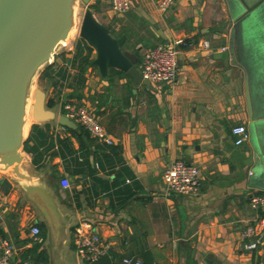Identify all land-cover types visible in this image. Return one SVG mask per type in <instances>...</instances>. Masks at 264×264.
<instances>
[{
	"label": "crops",
	"instance_id": "1",
	"mask_svg": "<svg viewBox=\"0 0 264 264\" xmlns=\"http://www.w3.org/2000/svg\"><path fill=\"white\" fill-rule=\"evenodd\" d=\"M157 1L134 0L117 17L108 0L91 5L113 36H126L125 49L140 53L175 42L180 52L172 82L139 83L133 94L126 72L108 67L102 76L90 64L82 87L63 85L74 73L67 59L76 40L52 58L45 73L40 71L38 82L45 97L53 98L52 109L62 113L65 101L85 104L113 142L72 131L56 118L31 121L25 135L31 151L21 149L20 164L30 177L0 170L12 184L8 192L0 185V236L18 247L16 263L25 253L32 262L27 250L37 245L47 263L32 264H95L74 251V227L87 222L111 242L106 259L133 255L143 264H264V242L247 246L240 237L254 214L249 193L264 190L250 185L257 162L250 134L237 145L230 132L237 123H245L249 132L244 74L228 50L232 19L224 0H174L164 12ZM59 67L67 69V79L57 75ZM106 145L119 149L105 156ZM175 158L198 166V193L167 190L162 172ZM33 223L45 232L35 242L29 234Z\"/></svg>",
	"mask_w": 264,
	"mask_h": 264
},
{
	"label": "water",
	"instance_id": "2",
	"mask_svg": "<svg viewBox=\"0 0 264 264\" xmlns=\"http://www.w3.org/2000/svg\"><path fill=\"white\" fill-rule=\"evenodd\" d=\"M75 1L0 0V170L15 178L30 177L20 164L24 157L23 129L33 78L51 62L62 41L67 39L75 22ZM224 3L232 19L228 42L230 61L244 74L249 141L257 155L250 185L264 190V0H224ZM79 35L95 49L91 64L98 67L102 76L108 67L126 72L132 79L133 94L137 84L150 83L136 67L139 50L125 49L122 45L126 36H113L90 8L82 14ZM33 96L34 120L56 118L63 126L77 127L67 115L46 106L42 88H35ZM0 185L5 192L12 186L5 175L0 176Z\"/></svg>",
	"mask_w": 264,
	"mask_h": 264
},
{
	"label": "built area",
	"instance_id": "3",
	"mask_svg": "<svg viewBox=\"0 0 264 264\" xmlns=\"http://www.w3.org/2000/svg\"><path fill=\"white\" fill-rule=\"evenodd\" d=\"M110 12L113 17L126 12L131 6L132 0H108ZM174 0H158L157 8L160 12L166 11L172 6ZM208 45L207 40L201 43ZM225 48V47H223ZM180 49L175 42L156 43L144 48L138 56L136 67L143 77L152 83H170L175 79ZM62 113L72 119L77 125H81L89 135L103 143L111 144L113 139L104 125L98 120L92 110L83 103L65 101L61 106ZM231 134L234 143L239 145L246 142L249 132L245 123H237L231 126ZM162 178L168 191L176 194H196L200 191L201 177L196 164L182 158H175L162 172ZM63 187H68L69 182L62 180ZM0 188V203L2 199ZM249 203L254 212L240 229V237L245 240L247 246H257L264 242V191L252 190L249 193ZM31 242L39 239L40 227L37 223L29 226ZM74 251L78 258L88 262H95L107 255L111 242L103 238L87 222H81L73 231ZM18 252L15 243L0 236V264H32L29 257H22L19 263L14 261ZM138 256L124 255L119 260L107 259L100 264H142Z\"/></svg>",
	"mask_w": 264,
	"mask_h": 264
},
{
	"label": "trees",
	"instance_id": "4",
	"mask_svg": "<svg viewBox=\"0 0 264 264\" xmlns=\"http://www.w3.org/2000/svg\"><path fill=\"white\" fill-rule=\"evenodd\" d=\"M123 45H124V42H123ZM91 52H92V46L87 44L83 38L80 37V39L76 40V45H75V50H74L73 56H72V58L67 59L69 61V64L74 68V73L70 75L67 72V69L64 67H59V69L57 70V75H59V77H61L63 79H67L69 77V75L71 77V79L66 81L65 84H63V85H68V86H72L75 88H79V87L83 86L84 80H85L84 71L91 64V59H92L90 57ZM50 67H51V65L47 64L43 68L42 72L45 73ZM110 68H112V67H110ZM78 97H80V96H78ZM53 103H54L53 98L49 97L46 101V106L51 107L53 105ZM35 126L36 125L33 124L32 127H35ZM66 128H69L72 131H81V132L89 135L88 131L85 130L81 125H78L77 129L76 128L72 129L70 127H66ZM29 138H30V135H28L27 138H25V140L23 142V146H22V148L27 152L31 151V148L29 146ZM105 148L108 151L105 156H109L110 153H114V154L117 153V150L119 149V145H106ZM123 168H125V166H123L122 169ZM118 175H119V172H118ZM0 235L4 236L1 228H0ZM44 235H45L44 229L40 228V236L44 237ZM27 251L32 252V254L34 256V257L32 256L33 258H32L31 263L36 262L39 259H41L42 261L47 263L45 251L43 249L38 248L37 245L33 246L32 248L28 249ZM23 257H26V253L23 255ZM105 260H107L106 257H101L99 260H97L93 263L100 264Z\"/></svg>",
	"mask_w": 264,
	"mask_h": 264
},
{
	"label": "rangeland",
	"instance_id": "5",
	"mask_svg": "<svg viewBox=\"0 0 264 264\" xmlns=\"http://www.w3.org/2000/svg\"><path fill=\"white\" fill-rule=\"evenodd\" d=\"M93 2V0H88L87 3H84L82 0H76L75 1V5H74V26L72 27V29L74 30H70L71 32H69L68 34V37H67V40H66V43L65 44H62L59 49L57 50V53H60V52H64L66 50V48L69 46V44H73L75 40H78L80 39V35H79V26H80V19L82 18V14L84 12V10L86 8H90L91 10L95 9V7L93 5H91ZM143 50V49H142ZM141 50V51H142ZM93 68H97L96 66L92 65ZM43 68V67H42ZM42 68L39 69V71L36 73V75L34 76L33 78V81H32V86H31V92H30V96L31 97L29 100V104L28 106L26 107L27 111H26V114L28 116V118L32 121L31 119V103L34 101V90L35 88L37 87H40L41 88V84L38 82V77H39V73L40 71L42 70ZM49 98V97H48ZM47 96L45 97V101H47ZM83 102V101H81ZM86 103V102H84ZM28 121V126H27V131H28V127L31 123V121ZM26 131V132H27Z\"/></svg>",
	"mask_w": 264,
	"mask_h": 264
},
{
	"label": "bare ground",
	"instance_id": "6",
	"mask_svg": "<svg viewBox=\"0 0 264 264\" xmlns=\"http://www.w3.org/2000/svg\"><path fill=\"white\" fill-rule=\"evenodd\" d=\"M74 13H75V11H74ZM75 21V20H74ZM80 21H81V19H80ZM71 30H73V29H71ZM74 31V30H73ZM71 32V31H70ZM67 40V39H66ZM66 40H64V41H62V44H65L66 43ZM31 97H29L28 98V102H27V105H26V107L28 106V104H29V99H30ZM31 107H32V103H31ZM26 111H27V109H26ZM31 119L33 120V118H32V108H31ZM30 119L28 118V116H27V114H26V123L24 124V129H23V133H24V135H26V131H27V126H28V121H29ZM31 121V120H30ZM10 168V167H9ZM8 168V169H9Z\"/></svg>",
	"mask_w": 264,
	"mask_h": 264
}]
</instances>
